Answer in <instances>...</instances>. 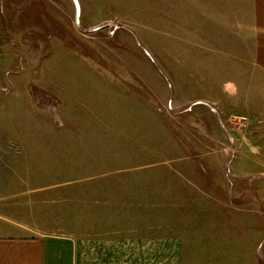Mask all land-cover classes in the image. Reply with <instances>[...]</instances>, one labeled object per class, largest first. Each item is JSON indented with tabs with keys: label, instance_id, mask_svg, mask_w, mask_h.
Listing matches in <instances>:
<instances>
[{
	"label": "rangeland",
	"instance_id": "1",
	"mask_svg": "<svg viewBox=\"0 0 264 264\" xmlns=\"http://www.w3.org/2000/svg\"><path fill=\"white\" fill-rule=\"evenodd\" d=\"M178 2L0 0V197L42 229L136 216L186 232L182 264H264V70L196 57Z\"/></svg>",
	"mask_w": 264,
	"mask_h": 264
},
{
	"label": "crops",
	"instance_id": "2",
	"mask_svg": "<svg viewBox=\"0 0 264 264\" xmlns=\"http://www.w3.org/2000/svg\"><path fill=\"white\" fill-rule=\"evenodd\" d=\"M178 1L177 7L169 4L160 10L169 22L174 21L172 16H177L180 32H193L196 57L212 64H254L264 70V0ZM190 4L192 12L185 6ZM0 11L3 12L0 32L5 38L2 24L6 17L4 10ZM48 15L54 26L59 24L50 13ZM70 18L74 23L72 16ZM100 191L105 190L98 188V193ZM92 201L97 206L105 204L101 198ZM106 202L109 206L115 205L111 199ZM23 207L20 202L0 197V264H182L181 256L190 252L184 249L187 234L181 228L170 231L169 225H163L167 232L155 234L148 222L139 225L137 217L132 216L128 230L119 231L114 226L58 232L26 224ZM83 223L115 222L97 216ZM197 249L192 250L194 254Z\"/></svg>",
	"mask_w": 264,
	"mask_h": 264
},
{
	"label": "built area",
	"instance_id": "3",
	"mask_svg": "<svg viewBox=\"0 0 264 264\" xmlns=\"http://www.w3.org/2000/svg\"><path fill=\"white\" fill-rule=\"evenodd\" d=\"M0 53H1V43H0Z\"/></svg>",
	"mask_w": 264,
	"mask_h": 264
}]
</instances>
